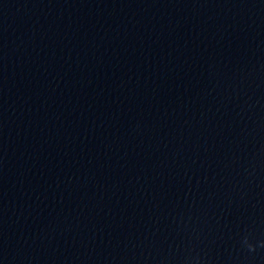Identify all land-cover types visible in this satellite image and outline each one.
Here are the masks:
<instances>
[{
    "label": "water",
    "instance_id": "water-1",
    "mask_svg": "<svg viewBox=\"0 0 264 264\" xmlns=\"http://www.w3.org/2000/svg\"><path fill=\"white\" fill-rule=\"evenodd\" d=\"M0 264H264V0H0Z\"/></svg>",
    "mask_w": 264,
    "mask_h": 264
},
{
    "label": "clouds",
    "instance_id": "clouds-1",
    "mask_svg": "<svg viewBox=\"0 0 264 264\" xmlns=\"http://www.w3.org/2000/svg\"><path fill=\"white\" fill-rule=\"evenodd\" d=\"M249 247L251 248L252 246H251V245H249Z\"/></svg>",
    "mask_w": 264,
    "mask_h": 264
}]
</instances>
